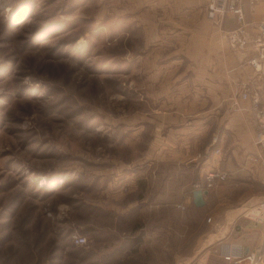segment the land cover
Wrapping results in <instances>:
<instances>
[{"label": "rangeland", "instance_id": "obj_1", "mask_svg": "<svg viewBox=\"0 0 264 264\" xmlns=\"http://www.w3.org/2000/svg\"><path fill=\"white\" fill-rule=\"evenodd\" d=\"M202 2L0 0V264L188 261L187 245L183 255L163 256L161 233L144 240L153 229L147 218L158 215L152 208H142L146 223L133 231L124 205L148 192L126 193L125 183L129 171H144L150 122L167 113L153 111L142 57L171 55L157 45L188 31ZM262 93L247 97L260 124ZM78 234L86 243H76Z\"/></svg>", "mask_w": 264, "mask_h": 264}, {"label": "crops", "instance_id": "obj_2", "mask_svg": "<svg viewBox=\"0 0 264 264\" xmlns=\"http://www.w3.org/2000/svg\"><path fill=\"white\" fill-rule=\"evenodd\" d=\"M244 9L246 26L257 36V24L264 21V0L255 5L245 0ZM191 19L194 24L188 31H175L169 43L157 45L170 47L171 55L142 57L153 111L167 113L164 122H150L155 133L144 171H129L130 182L125 183L126 193L145 186L148 196L143 193L128 201L124 209L132 215L135 232L145 222L146 216H139L146 211L143 207L157 212L147 218L153 229L143 237L161 233L163 256L183 255L187 245L184 264H232L227 254L257 257L264 252V205L253 209L260 216L241 212L248 209L249 200L264 196V147L257 142L264 124L258 122L251 98L242 97L247 88L263 91L264 96V70L257 71L250 62L257 44L245 51L230 47V30L238 25L233 14L215 22L202 8ZM170 110L173 113L168 114ZM259 152L263 160H255ZM210 170H225L229 179L207 188ZM198 188L208 191L202 206L193 198ZM212 256L219 261L208 262Z\"/></svg>", "mask_w": 264, "mask_h": 264}, {"label": "built area", "instance_id": "obj_3", "mask_svg": "<svg viewBox=\"0 0 264 264\" xmlns=\"http://www.w3.org/2000/svg\"><path fill=\"white\" fill-rule=\"evenodd\" d=\"M207 8L208 17L215 22H221L222 16L231 13L235 16L238 25L229 33V44L233 50L240 51L247 48L250 44L254 43L258 45V51L250 58L251 64L254 68L261 72L264 70V21L257 24L260 32L257 36H253L250 30L246 26V16L244 9L245 0H204ZM251 5H255L262 0H248ZM251 96L250 89L247 88L242 92V97L247 98ZM255 106L258 108L260 103V96L256 93L253 96ZM262 111L259 112L261 114ZM260 141H264L261 139ZM216 152H221L220 148L216 149ZM257 156L255 160H259ZM229 172L225 170H210L206 174L207 188H214L219 186L222 181L229 179ZM264 205V202L262 203ZM259 213V210H256ZM256 216H260L256 214ZM87 238L81 234L75 236L77 244L86 243ZM228 260H235L237 264H253L254 262L264 263V252L257 257L255 256H243L242 254H227L225 256ZM250 258V260H249Z\"/></svg>", "mask_w": 264, "mask_h": 264}, {"label": "water", "instance_id": "obj_4", "mask_svg": "<svg viewBox=\"0 0 264 264\" xmlns=\"http://www.w3.org/2000/svg\"><path fill=\"white\" fill-rule=\"evenodd\" d=\"M245 49L240 50V51H245ZM207 190H203L201 188H198L196 190H194L193 192V198H194V202L196 205L198 206H202L205 204V200H204V195L207 193ZM264 202V196L261 197H254L251 200H249L247 202V206H253V205H257L259 203H263ZM244 210L241 209V212H243Z\"/></svg>", "mask_w": 264, "mask_h": 264}, {"label": "bare ground", "instance_id": "obj_5", "mask_svg": "<svg viewBox=\"0 0 264 264\" xmlns=\"http://www.w3.org/2000/svg\"><path fill=\"white\" fill-rule=\"evenodd\" d=\"M250 260V259H249Z\"/></svg>", "mask_w": 264, "mask_h": 264}]
</instances>
